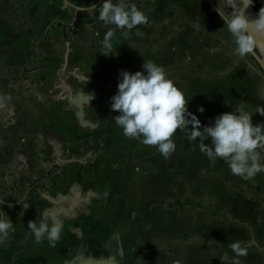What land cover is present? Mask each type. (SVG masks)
I'll use <instances>...</instances> for the list:
<instances>
[{"label":"crops","instance_id":"1","mask_svg":"<svg viewBox=\"0 0 264 264\" xmlns=\"http://www.w3.org/2000/svg\"><path fill=\"white\" fill-rule=\"evenodd\" d=\"M68 1L0 0V210L15 228L0 245V264H222L237 240L252 244L242 264H260L261 256L264 264V173L233 175L200 151L199 138L190 144L179 130L165 159L126 138L110 104L119 73L143 72L151 60L203 126L237 107L254 114L255 126L264 123L255 114L264 106L257 62L233 54L208 0H126L149 23L127 39L116 30L109 56L102 41L115 26L99 21L98 10L73 6L98 0ZM211 1L226 10L225 0ZM212 44L221 54L211 55ZM78 101L88 125L77 116ZM41 220L62 224L55 247L46 236L36 242L28 228Z\"/></svg>","mask_w":264,"mask_h":264},{"label":"clouds","instance_id":"2","mask_svg":"<svg viewBox=\"0 0 264 264\" xmlns=\"http://www.w3.org/2000/svg\"><path fill=\"white\" fill-rule=\"evenodd\" d=\"M253 3L254 0H242L243 7H238L236 0H225L226 10H222L219 3L216 8L235 44L233 54L240 58L256 49L257 41L253 34L264 35V7L259 9L255 19H249L245 14V10L253 6ZM80 9L88 13L98 10L99 21L115 26V29L109 28L103 38L104 56L113 54L112 40L116 30H120L127 39L134 28L149 23L148 15L138 9L136 4H129L126 0H118L117 3L104 0L99 9L95 4ZM136 34L141 35L139 31ZM142 67L143 72L137 71L134 74L122 70L119 73L118 91L110 98L111 110L120 113L114 118L115 125L122 128L126 138L153 146L168 159L176 151L172 138L179 130L190 144H195L199 138V143L195 145L200 151L213 163L217 159L222 160L233 175L250 180L264 173V123L254 126V114L245 111L243 107H237L235 112L216 116L211 126H203L197 116L188 111L189 101L185 93L168 78L163 67L151 60H144ZM89 95L90 99L95 98L94 94ZM259 98L264 100V91L259 93ZM3 100L0 97V108L5 106ZM198 111L202 114L205 109L201 106ZM256 113L264 117V106H258ZM209 139L210 145L205 143ZM8 206L12 207L10 204ZM28 228L38 243L45 236L53 247L60 241L62 224L58 220H53L50 225L43 220L39 225L29 221ZM14 232L12 221L0 210V245ZM251 246L250 242L238 240L231 243L229 248L234 256L229 260L225 252L220 258L222 264H242L240 258L248 255ZM175 264L180 262L176 261Z\"/></svg>","mask_w":264,"mask_h":264},{"label":"water","instance_id":"3","mask_svg":"<svg viewBox=\"0 0 264 264\" xmlns=\"http://www.w3.org/2000/svg\"><path fill=\"white\" fill-rule=\"evenodd\" d=\"M102 0H98L96 2V6L101 2ZM68 4H71L68 0H67ZM208 2H210V4L216 9L217 6L214 4V2H212L211 0H208ZM237 2V6L238 7H243L242 5V0H236ZM77 10H81L80 6L77 5H73ZM87 8V7H85ZM232 10V9H231ZM245 14L246 16L249 17V19H255L256 18V10L253 6H250L248 9L245 10ZM255 36V39L257 41V47L256 49L250 54L253 59L257 62V64L259 65V67L261 68V70L264 73V35H257V34H253ZM80 100V99H79ZM82 101H78V112H77V116L80 119V122L82 123V125H88L87 121L84 119V112H83V108H82ZM55 202V201H52Z\"/></svg>","mask_w":264,"mask_h":264},{"label":"rangeland","instance_id":"4","mask_svg":"<svg viewBox=\"0 0 264 264\" xmlns=\"http://www.w3.org/2000/svg\"><path fill=\"white\" fill-rule=\"evenodd\" d=\"M218 54H221V50H219V51H217L216 49H215V46L212 44L211 45V55H218ZM248 56V55H247ZM212 58H214V57H212ZM222 59V58H221ZM214 61V60H213ZM220 62V61H219ZM197 64V63H196ZM217 69H219V67H215V68H213L212 70H217ZM219 73V72H218ZM221 74V73H220ZM222 76H223V74H222ZM216 80H218V78H214L212 81H210V83H209V85L211 86V88H212V90L213 89H217V88H219V85L216 83L217 81ZM257 85H260V90H259V92H261V91H264V88H263V82H259ZM215 95H217L216 93H214ZM263 104H264V102H263ZM263 242H264V238H263ZM261 260H262V256L260 257V264H262L261 263Z\"/></svg>","mask_w":264,"mask_h":264},{"label":"trees","instance_id":"5","mask_svg":"<svg viewBox=\"0 0 264 264\" xmlns=\"http://www.w3.org/2000/svg\"><path fill=\"white\" fill-rule=\"evenodd\" d=\"M253 5H254V8H255L256 12L258 13V12H259V9H260L261 7H264V0H254ZM200 35H201V34H200ZM252 58H253V57H252ZM260 69H261V68H260ZM48 174H51V172L48 173Z\"/></svg>","mask_w":264,"mask_h":264}]
</instances>
